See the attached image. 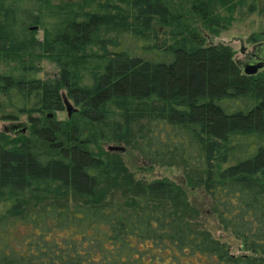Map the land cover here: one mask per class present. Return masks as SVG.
Returning a JSON list of instances; mask_svg holds the SVG:
<instances>
[{"label":"trees","instance_id":"obj_1","mask_svg":"<svg viewBox=\"0 0 264 264\" xmlns=\"http://www.w3.org/2000/svg\"><path fill=\"white\" fill-rule=\"evenodd\" d=\"M36 1L39 14L0 0V61L42 55L59 70L52 83L0 76L30 119L28 134L0 132V264H264V71L242 75L194 27L226 29L246 0ZM61 90L77 108L67 122L47 117ZM102 142L180 178L137 179ZM190 192L244 255L192 227Z\"/></svg>","mask_w":264,"mask_h":264},{"label":"rangeland","instance_id":"obj_2","mask_svg":"<svg viewBox=\"0 0 264 264\" xmlns=\"http://www.w3.org/2000/svg\"><path fill=\"white\" fill-rule=\"evenodd\" d=\"M81 0H51V6H63L65 4L77 3ZM248 1V0H246ZM244 2V5L246 3ZM169 2L177 5L178 0H169ZM255 7L264 9V0H254ZM242 6H237L232 15V20L230 25L226 29H220L217 33L203 28L199 21L194 22V27L199 32L200 38L203 39L204 46H211L216 44H222L228 46L233 53V60L239 67L241 64L248 62V56L256 53L258 51L264 50V13L262 15L257 14L256 12L248 13L246 9ZM22 8L26 11L27 9L32 10L33 13H38V3L36 0H23ZM43 12V19L48 22L46 26L52 27V19L47 20V14L45 10ZM31 28H36L35 30H30ZM28 33L31 34L30 38H33L37 41H42L44 38V30L39 25L29 24L27 25ZM161 32L166 30V28H158ZM160 38L163 39L164 36L160 34ZM25 64V65H24ZM24 64H18L15 62L8 63L5 61H0V76H24L28 79H37L42 82L52 83L59 74V70L54 63L48 61L44 56L38 55V57L30 56L27 60H24ZM27 66H33L34 71H26ZM264 71V70H262ZM261 72V71H260ZM62 95L65 96V92L61 90ZM72 108L77 110L73 105L71 100H68ZM76 112V111H74ZM71 113L72 114L74 113ZM10 116V117H9ZM34 117H37L33 115ZM53 118L56 121L67 122L71 116L68 115L65 107L61 112L53 114ZM25 124L27 126V133H29L30 119L27 115H21L10 109L7 100L4 95L0 93V132L5 133L3 130L13 125ZM8 135L10 140H13L15 135L11 131L5 133ZM109 146H118L116 144L102 142L101 148L107 150ZM126 152V153H125ZM122 155L127 167L134 172L137 179H144L147 182L158 180V179H167L178 182L181 172L177 167L165 168V167H153L151 170H139L138 168H146L145 164L141 159L137 158L135 155L127 152L125 150ZM131 154V155H130ZM188 199L192 205L197 206L199 209V216L196 219V222H192V227L197 228V230L208 231L211 237L214 240H217L221 243H224L230 247V252L233 254H238V242L228 233L222 231L216 220L208 215L209 213V202L204 201L202 195L198 192H190L188 194ZM195 264V263H194Z\"/></svg>","mask_w":264,"mask_h":264},{"label":"water","instance_id":"obj_3","mask_svg":"<svg viewBox=\"0 0 264 264\" xmlns=\"http://www.w3.org/2000/svg\"><path fill=\"white\" fill-rule=\"evenodd\" d=\"M36 28H31L30 30H35ZM264 49V47H263ZM264 52V50H262ZM244 65H240L239 69L242 73V75H246V76H252L257 74L258 72L264 70V57L257 61V62H251L248 63L246 65V63H243ZM63 103H64V107L68 113L69 116H71V113L76 111L74 108H72V105H70L68 99L63 96ZM48 118H53V114L49 113L47 114ZM27 130V126L25 124H18V125H13L10 126L8 128H5L3 131L6 133L7 131H11V133L15 136L19 135V134H24ZM108 152H115V153H124L125 149L122 146H109L107 148Z\"/></svg>","mask_w":264,"mask_h":264},{"label":"flooded vegetation","instance_id":"obj_4","mask_svg":"<svg viewBox=\"0 0 264 264\" xmlns=\"http://www.w3.org/2000/svg\"><path fill=\"white\" fill-rule=\"evenodd\" d=\"M263 57H264V52L263 51H258L256 49V53H253V54H251V55L248 56V62H246V65L248 63H251V62H257V61L261 60ZM242 65H244V64H242ZM238 250L240 251L239 248H238ZM226 253H227V255L229 257H235V256H242V255H244L241 251L238 254L231 253L230 252V247L228 245H227V248H226ZM199 264H203V263H199ZM212 264H216V262L213 261Z\"/></svg>","mask_w":264,"mask_h":264}]
</instances>
